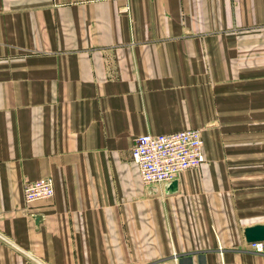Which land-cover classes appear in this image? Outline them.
<instances>
[{
	"label": "crops",
	"instance_id": "1",
	"mask_svg": "<svg viewBox=\"0 0 264 264\" xmlns=\"http://www.w3.org/2000/svg\"><path fill=\"white\" fill-rule=\"evenodd\" d=\"M187 129L204 163L145 184L136 137ZM255 224L264 0H0V264H264Z\"/></svg>",
	"mask_w": 264,
	"mask_h": 264
},
{
	"label": "built area",
	"instance_id": "2",
	"mask_svg": "<svg viewBox=\"0 0 264 264\" xmlns=\"http://www.w3.org/2000/svg\"><path fill=\"white\" fill-rule=\"evenodd\" d=\"M124 9L128 10V5ZM131 159L145 184L172 182L183 171L199 168L204 163L201 132L187 129L160 134L144 133L136 137ZM53 195L54 183L51 177L35 179L24 187V201L27 204L50 199ZM251 246L255 251H262V243Z\"/></svg>",
	"mask_w": 264,
	"mask_h": 264
},
{
	"label": "water",
	"instance_id": "3",
	"mask_svg": "<svg viewBox=\"0 0 264 264\" xmlns=\"http://www.w3.org/2000/svg\"><path fill=\"white\" fill-rule=\"evenodd\" d=\"M170 192H175L178 188V181L173 180L168 185ZM245 241L248 244L263 243L264 242V224H255L244 228Z\"/></svg>",
	"mask_w": 264,
	"mask_h": 264
}]
</instances>
